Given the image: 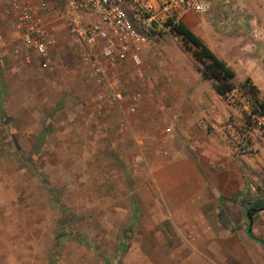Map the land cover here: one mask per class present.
<instances>
[{
    "label": "rangeland",
    "instance_id": "1",
    "mask_svg": "<svg viewBox=\"0 0 264 264\" xmlns=\"http://www.w3.org/2000/svg\"><path fill=\"white\" fill-rule=\"evenodd\" d=\"M0 22V264H122L132 249L123 264L157 263L155 248L162 245L147 240L161 242L171 225L165 232L162 207L154 210L143 191L160 158L176 151L165 135L178 125L155 110L138 118V106L120 129L122 115L97 99L80 46L62 24L51 64L41 70L22 62L14 52L17 33ZM183 23L235 72L234 89L218 97L200 126L215 130L224 156L244 172L248 197L264 198V118L252 112L249 91L253 85L264 99V0H212L206 13L189 14ZM142 57L146 74L127 90L140 91L141 100L160 91L162 80L180 81L188 91L212 88L170 31L154 37ZM147 77L149 92L141 86Z\"/></svg>",
    "mask_w": 264,
    "mask_h": 264
},
{
    "label": "crops",
    "instance_id": "2",
    "mask_svg": "<svg viewBox=\"0 0 264 264\" xmlns=\"http://www.w3.org/2000/svg\"><path fill=\"white\" fill-rule=\"evenodd\" d=\"M4 20L9 31L15 33L13 21ZM0 26H4L2 22ZM125 77V87L130 90L133 81L130 76ZM148 79L141 86L149 92L153 85ZM185 80L182 78L181 82ZM177 82L162 80L157 84L160 91L155 90L152 97L140 100L138 105V118L155 110L159 119L172 120L178 125L176 132L165 135L170 144L178 145L176 151L167 158H160L144 185L147 203L156 211L162 207L165 232L167 223L171 225L161 242L158 237L147 240L148 245H162L161 250L155 248L156 254L161 256L154 264H264L261 243L264 242V209L256 210L250 225L245 213V204L261 197H248L244 172L238 170L232 156H224L215 130L203 128L199 123L211 119L210 107L213 103L218 105L220 95L213 88L188 91ZM148 100L151 107L145 110ZM174 103L176 107H172ZM182 105L185 113L181 112ZM167 128L171 131V127ZM221 198L228 199L226 204ZM133 205H136L134 199ZM248 226L249 233L246 232ZM123 245L118 248L122 255L126 249ZM131 253L133 249L121 256L122 264Z\"/></svg>",
    "mask_w": 264,
    "mask_h": 264
},
{
    "label": "built area",
    "instance_id": "3",
    "mask_svg": "<svg viewBox=\"0 0 264 264\" xmlns=\"http://www.w3.org/2000/svg\"><path fill=\"white\" fill-rule=\"evenodd\" d=\"M211 6L212 0H0V20L13 21L20 41L14 52L22 62L41 70L51 64L62 24L80 46L81 63L98 88L97 99L118 108V125L125 129V117L137 111L142 98L140 91H127L125 75L141 81L146 74L142 53L152 39Z\"/></svg>",
    "mask_w": 264,
    "mask_h": 264
},
{
    "label": "trees",
    "instance_id": "4",
    "mask_svg": "<svg viewBox=\"0 0 264 264\" xmlns=\"http://www.w3.org/2000/svg\"><path fill=\"white\" fill-rule=\"evenodd\" d=\"M170 32L179 38L183 48L189 52L196 63L199 64L197 69L201 77L210 80L212 88L220 96L225 97L227 93L234 89V70L220 59L187 25L183 23V21L173 24L170 28ZM245 81L246 83H249V77H247ZM249 91L252 96V112L257 113L264 118V99L257 95L256 89L253 85L250 86ZM14 153L19 155L17 151ZM18 158H20L21 161L23 160L20 156H18ZM29 169L40 178L46 187L48 186L47 182L39 172L31 166H29ZM260 208H264V198H257L248 201L245 204L248 225L252 223L256 210ZM253 239L257 240L256 238ZM86 243L92 247L89 242ZM261 243L264 247V242Z\"/></svg>",
    "mask_w": 264,
    "mask_h": 264
},
{
    "label": "water",
    "instance_id": "5",
    "mask_svg": "<svg viewBox=\"0 0 264 264\" xmlns=\"http://www.w3.org/2000/svg\"><path fill=\"white\" fill-rule=\"evenodd\" d=\"M246 232H247V233L250 232V227H249V226L246 228Z\"/></svg>",
    "mask_w": 264,
    "mask_h": 264
}]
</instances>
